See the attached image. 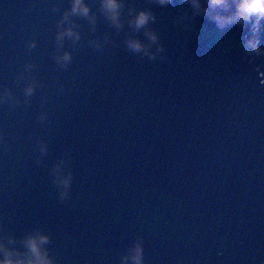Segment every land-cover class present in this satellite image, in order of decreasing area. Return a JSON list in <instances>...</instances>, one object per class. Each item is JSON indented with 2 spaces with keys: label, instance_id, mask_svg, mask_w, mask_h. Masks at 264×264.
<instances>
[{
  "label": "water",
  "instance_id": "95a60500",
  "mask_svg": "<svg viewBox=\"0 0 264 264\" xmlns=\"http://www.w3.org/2000/svg\"><path fill=\"white\" fill-rule=\"evenodd\" d=\"M87 2L0 0V240L27 256L46 234L54 264H135L137 242L143 264L264 262V20L122 0L114 24Z\"/></svg>",
  "mask_w": 264,
  "mask_h": 264
},
{
  "label": "clouds",
  "instance_id": "9594fccd",
  "mask_svg": "<svg viewBox=\"0 0 264 264\" xmlns=\"http://www.w3.org/2000/svg\"><path fill=\"white\" fill-rule=\"evenodd\" d=\"M161 3H169L170 0H160ZM208 5L212 8L229 9L234 6L235 11L229 16L217 14L215 16L216 22L223 25L224 23H231L235 21L252 22L253 31L258 32L260 23L264 20V0H208ZM100 6L105 16L114 24L120 23V11L123 6L122 0H100ZM70 14H79L81 16H89L90 6L87 0H72V6L69 12L65 13V19ZM154 17L151 12L141 9L135 13L132 18V23L137 28L144 27ZM63 24V21H61ZM59 39L64 36L79 39V33L74 30L73 26L69 24L66 28H62L57 34ZM150 38L156 40V34L150 33ZM248 48L252 51L259 53L260 47L257 39L250 38L247 41ZM129 47L133 50L139 51L143 45L138 40L129 41ZM59 62L67 63L71 59V53L65 51L62 56L57 57ZM32 87L27 88V92H32ZM43 150V146H42ZM58 182L63 186V193L67 194L71 184V174L66 176H59ZM49 237L43 233L30 234L25 237L24 243L28 249L29 255L21 256L15 250L9 249L4 241L0 240V264H54L52 258L48 255L47 251L42 247ZM131 251V258L135 264H143V249L139 242H137ZM264 264V262H261Z\"/></svg>",
  "mask_w": 264,
  "mask_h": 264
}]
</instances>
